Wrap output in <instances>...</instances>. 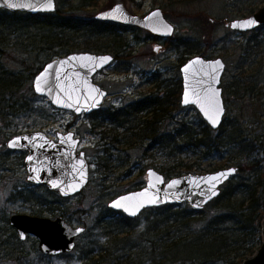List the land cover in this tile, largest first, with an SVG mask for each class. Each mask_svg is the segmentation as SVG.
I'll return each mask as SVG.
<instances>
[{"label":"rangeland","instance_id":"374dc122","mask_svg":"<svg viewBox=\"0 0 264 264\" xmlns=\"http://www.w3.org/2000/svg\"><path fill=\"white\" fill-rule=\"evenodd\" d=\"M118 1L134 15L162 8L165 18L175 27L174 34L169 41H157L150 31L117 22L113 23L114 31L101 34L90 29L42 31L40 26L28 25L27 20L19 26L7 24L6 15L0 13V46L5 50L0 54V62L8 71L23 73L26 79L23 92L16 97L21 101H14L15 98L14 103L9 102L12 108L7 107L8 115L0 118V264H88L89 258L102 253L106 254L100 262L103 264H113L116 259L121 264L171 262L163 259L162 249L153 252L149 240L158 243L162 238L174 237L175 232L163 231L173 210L148 208L124 225L125 215L112 211L109 202L145 186L151 168L168 179L187 173L217 172L236 166L238 158H231L225 147L209 150L205 156L201 149L186 148L179 153L166 146L150 147L149 140L141 141L127 132L129 124L117 128L109 115L113 106L120 109L169 89L172 83L181 80L182 64L200 52L207 51L211 57L225 61L224 120L238 116L242 119L244 138L255 146L251 158L261 160L264 173V25L244 31L230 26L264 7V0H56L60 16L72 15L82 20H94ZM52 32H60L62 46L37 42L40 39L37 34ZM34 35L36 40L32 39ZM160 44L163 47L159 49ZM75 51L114 56L111 65L95 77L96 84L108 92L98 114L77 116L60 111L32 89L33 71L38 73L47 62ZM159 87H163L161 92ZM170 111L173 121L167 123L169 130L185 121L194 125L206 123L196 107ZM68 128L82 140L79 150L85 151L90 161L91 179L80 194L63 198L44 186L31 184L24 164L26 154L10 150L7 142L25 132L40 130L52 136L57 130ZM215 212V208H208V214ZM18 213L52 219L63 216L69 224L84 226L86 231L77 239L72 253L48 257L40 252L36 236L30 234L25 241L19 239L9 218ZM206 216L197 214V223ZM126 227L131 230L129 233L122 232ZM255 239L254 249L258 251L264 242L262 232ZM12 251L15 258L10 255Z\"/></svg>","mask_w":264,"mask_h":264},{"label":"water","instance_id":"95a60500","mask_svg":"<svg viewBox=\"0 0 264 264\" xmlns=\"http://www.w3.org/2000/svg\"><path fill=\"white\" fill-rule=\"evenodd\" d=\"M9 2L20 6L8 7ZM47 3L48 0H0V9L34 15L53 13L57 10L56 0H51V8L46 7ZM153 13H159V15H153ZM95 18L112 23L139 26L164 38H170L175 32L174 25L163 17L161 9L154 10L146 16L134 15L118 2L113 8L97 14ZM250 20L255 21V24L250 27H241ZM233 25L237 26L233 27ZM262 25H264V7L248 18L235 20L230 24L233 29L243 31L253 30ZM169 27L170 33L167 31ZM103 58L108 59L105 61ZM113 61L114 56L110 53L95 54L89 51H75L63 57H56L34 75L32 89L37 95L49 99L55 109L69 110L77 116H88L98 111L108 98L107 90L96 84L95 77ZM217 61L223 65L222 68L216 64ZM225 66V61L221 58L208 60L194 55L180 69L183 82L180 101L182 107H196L204 121L214 131L223 125L227 113L220 88ZM213 68L216 70L213 71ZM42 76L43 79H40ZM38 80L43 91H37ZM186 94L188 103H184ZM218 108H222V113L219 115V123L213 126L208 117L214 116ZM69 136H71L70 140ZM13 141L19 143L16 146H10ZM7 143L10 150H23L27 153L24 160L27 180L34 185L45 186L63 198H71L80 194L90 184V161L85 151H79L81 140L76 138L73 132L60 136L55 141L44 131L36 130V132L16 135ZM29 157L32 159L29 160ZM237 171L236 166H229L217 172L187 173V175L167 179L163 173L151 168L147 171V182L143 188L114 198L109 202V207L112 211L126 214L130 219H136L148 208L167 204H187L193 210H204L211 202L218 199L223 186L236 176ZM220 173H226L227 177L220 176ZM211 177H218V180L209 179ZM172 181H180V183L168 187ZM53 182H56L57 186H53ZM213 192L216 194L213 195ZM153 200L154 203L151 202ZM117 202H119L118 205ZM133 212L135 215L132 214ZM9 218L10 225L16 229L19 239L25 241L30 234L36 236L40 240L38 247L40 252L48 257L72 253L76 248L77 239L86 231L84 226L76 227L69 224L63 216L52 219L18 213ZM262 228L264 238V221ZM170 264L191 263L180 261ZM241 264H264V242L255 255L245 259Z\"/></svg>","mask_w":264,"mask_h":264},{"label":"trees","instance_id":"16d2710c","mask_svg":"<svg viewBox=\"0 0 264 264\" xmlns=\"http://www.w3.org/2000/svg\"><path fill=\"white\" fill-rule=\"evenodd\" d=\"M0 13L6 15L4 18L7 19V24L19 26L24 20H27L29 22L28 25L40 26V28L42 27V31H52L55 28L69 30L90 29L92 32L101 34L114 31L115 27L113 23L100 21L95 18L94 20H82L72 15H61V17L58 10L53 13L34 15L20 11L8 12L0 9ZM37 35L40 36V39H37ZM37 35H34L32 39H37L40 45L45 43L49 44L48 46H62L60 44V32L58 34L52 32L50 34L42 33V36L40 34ZM0 41L2 40L0 39ZM3 52H5L4 47L0 46V54ZM41 69L42 67L39 68V70ZM35 74L36 72L33 71L31 76ZM25 80L23 73L17 74L12 70L8 71L0 62L1 119L4 118V114L8 115L5 109L10 106L9 102L21 101V98L16 97L23 92L26 84ZM181 92V80L175 81L169 89H165L163 92L165 104L163 116L147 113L146 118L141 119L136 116L135 110L132 109V111L120 113V115H116L115 117L118 120L120 118L126 121L132 120L135 124L137 122V129L132 133L141 141L149 140L152 143L150 147L158 146L164 149L166 146L179 153H183L186 148L201 149L205 152L204 156L207 155L209 150H218L225 147L231 158H238V162L235 164L238 171L236 176L232 177L223 186L224 188L218 199L211 202L205 208V211H196L183 204L160 206V208L173 210L169 223L165 226L166 230L164 227L163 231L168 230L170 233L173 231L175 235L174 237L170 236L168 240L162 238L158 243L149 240L152 243L151 250L155 252L162 249V253L160 254L164 255L163 259H167L169 262H180L183 260L191 264H241L246 258L253 256L257 251V249H254L255 238L263 230L264 173L262 171L261 160L256 157L251 158L255 151V146L253 141H247V138H244L246 133L242 129L243 122L239 116L227 121L224 120L223 125L216 131L212 130L203 121L198 125L187 124L185 121L179 123V126H176L174 130L167 129V123L173 121L170 110L182 107L180 103ZM6 96H10L11 98L6 99ZM132 105L135 106L136 104ZM140 105L151 106L146 102H141ZM10 107L12 108V106ZM162 123L167 128L164 126V130L162 129L161 131L159 124ZM232 150L235 152H232ZM210 206L211 208H215L217 212L208 214ZM200 213H205L207 216L204 219H200L202 222L198 220L197 223V214ZM128 220L127 216L122 217L124 225L128 223ZM192 226L197 227L194 228ZM130 231L126 227L122 232L129 233ZM16 247L18 249V246ZM13 254L14 251L10 255L15 258ZM105 258L106 254L96 255L89 258L88 264H103L100 262L104 261ZM115 261L113 264L122 263L118 259ZM159 263L157 262L156 264Z\"/></svg>","mask_w":264,"mask_h":264},{"label":"flooded vegetation","instance_id":"af4514ba","mask_svg":"<svg viewBox=\"0 0 264 264\" xmlns=\"http://www.w3.org/2000/svg\"><path fill=\"white\" fill-rule=\"evenodd\" d=\"M158 9H161L162 10V15H163V17L165 18V12H164V10L162 9V8H158ZM158 9H154V10H158ZM154 10H152V11H154ZM152 11H150V12H152ZM150 12H148V13H150ZM147 13V14H148ZM146 14V15H147ZM146 15H142V16H146ZM166 19V18H165ZM168 20V19H167ZM154 35V39L155 40H157V41H164V40H168V39H170V38H163L162 36H158V35H156V34H153ZM171 37V36H170ZM169 41V40H168ZM161 47H163V45H161L160 44V46L158 47L159 49L161 48ZM199 56H201V57H204V58H206V59H208V60H214V59H216V58H219V57H216V56H214V57H211V55H209L208 54V52L207 51H203V52H200V55ZM189 58H191V57H189ZM188 61V60H187ZM186 61V62H187ZM186 62H184L183 64H185ZM182 64V65H183ZM226 64V63H225ZM182 67V66H181ZM181 67H180V69H181ZM225 68H226V66H225ZM225 72H226V69H225ZM225 74V73H224ZM223 77H224V75L222 76V78H221V80L223 79ZM224 81L222 80L221 81V84H220V88H221V91L223 92V100H224V93L226 92L225 91V86H224V83H223ZM104 88V87H103ZM159 89H160V92L162 91V89H163V87L161 88V87H159ZM182 90H183V85H182ZM182 93V92H181ZM158 94V93H157ZM161 94V95H160ZM160 94H158V95H151V97H146V98H141V100H137V101H133V102H131L130 104H127L126 106H123V107H120V109H118L116 106H113L112 107V109H111V111H110V117L112 118V121H113V119L115 120V121H113V123L114 124H116V127L117 128H121V126L122 127H124L125 126V124H129V126L127 127V132H130V133H134V130H136L137 129V127H136V124H137V122H136V124H135V122H133L132 120H130V121H126V120H118V118L117 117H115L116 115H120V113H123V112H129V111H132V109L133 110H135V112H136V116H138L139 118H143V119H145L146 118V114L147 113H149L150 115H155L156 116V114H158V115H162L163 116V113H164V110H165V104H164V99H163V97H164V93H163V91L160 93ZM141 102H146V103H149L151 106H142V105H140L141 104ZM104 103V102H103ZM132 104H136L135 106H133ZM103 105V104H102ZM102 105L100 106V108H99V110L98 111H96V112H94V113H92V114H98L99 112H101V110H102ZM226 107V106H225ZM60 110V109H59ZM60 111H65V110H60ZM67 111H69V110H67ZM66 111V112H67ZM71 112V111H70ZM134 112V111H133ZM88 115H91V114H88ZM148 115V114H147ZM113 117H115V118H113ZM105 120H109L108 118H106ZM129 120V119H128ZM101 124H104V122L102 121V123ZM159 126H160V130L162 131V129L164 130V126L166 127V125L165 124H159ZM103 127V126H102ZM104 128V127H103ZM70 132H73L74 133V135H75V137H77V133L76 132H74L73 130H71V129H69L68 128V130H57V132H55V134L54 135H52V136H49V137H51L53 140H55V141H57L58 140V138L60 137V136H63V135H68V133H70ZM103 134H104V132H103ZM105 134H106V132H105ZM78 138V137H77ZM80 138V137H79ZM82 141V140H81ZM18 151H22L23 153H25L26 155H27V153L25 152V151H23V150H18ZM82 151V150H81ZM26 158V157H25ZM25 160V159H24ZM31 184H33V183H31ZM146 184V183H145ZM34 185V184H33ZM35 186H37V185H35ZM39 186H41V185H39ZM45 187V186H44ZM144 187V186H143ZM142 187V188H143ZM141 189V188H140ZM145 211V210H144ZM143 211V212H144ZM119 213H121V212H119ZM123 215H125V216H127L126 214H124V213H122ZM139 217V216H138ZM129 218V217H128ZM137 218V217H136ZM130 219V218H129ZM131 220H135V219H131Z\"/></svg>","mask_w":264,"mask_h":264},{"label":"snow or ice","instance_id":"6c2138e0","mask_svg":"<svg viewBox=\"0 0 264 264\" xmlns=\"http://www.w3.org/2000/svg\"><path fill=\"white\" fill-rule=\"evenodd\" d=\"M7 6H8V7L15 8V7H19L20 5L9 2V3L7 4ZM46 7H48V8H51V7H52L51 0H48V3H47V5H46ZM153 15H159V13H153ZM254 24H255V21L250 20V21H246L244 25H241V27H250V26H252V25H254ZM236 26H237V25H233V27H236ZM167 31H168V33H170V32H171V28H170V27L167 28ZM107 59H108V58H103V60H105V61H106ZM64 63H67V62H64ZM216 64H218L221 68L223 67V65L220 64L219 61H217ZM49 67H51V66H49ZM215 70H216V69L213 68V71H215ZM40 79H43V76H42ZM37 91H43V89H42L41 86H40V80L37 81ZM216 95L218 96V92L216 93ZM188 102H189V100H188V97H187V94H186V95H185V99H184V103H188ZM66 106H69V107H70L71 105H66ZM221 113H222V108H218V110L215 112V115H214V116H209V117H208L209 120H210V122L212 123L213 126H216V125L219 123V115H220ZM206 115H207V113H206ZM68 139L70 140V139H71V136H69ZM61 142L63 143V140H62ZM18 143H19L18 141H13L12 144H11L10 146H16ZM41 147H43V145H41ZM31 159H32V157H29V160H31ZM230 171H235V170H230ZM219 175H220V176H223V177H225V178L227 177V174H226V173H220ZM209 179H211V180H218V177H211V178H209ZM179 183H180V181H172V182L168 185V187H173L174 185H177V184H179ZM53 186H57V185H56V182H53ZM213 187H214V185H213ZM215 194H216V193L213 192V195H215ZM125 199H127V198H125ZM151 202L154 203L155 201L153 200V201H151ZM118 204H119V202H117V205H118ZM132 214L135 215V212H133ZM21 235H23V234H21Z\"/></svg>","mask_w":264,"mask_h":264}]
</instances>
